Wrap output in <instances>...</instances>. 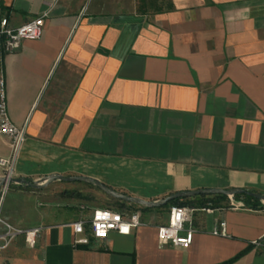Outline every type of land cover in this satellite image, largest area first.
Segmentation results:
<instances>
[{"label": "crops", "instance_id": "0c3cea01", "mask_svg": "<svg viewBox=\"0 0 264 264\" xmlns=\"http://www.w3.org/2000/svg\"><path fill=\"white\" fill-rule=\"evenodd\" d=\"M46 11L39 40L12 53L0 41L9 117L26 130L14 178L84 177L148 202L264 195V0H0L12 28ZM101 195L77 182L11 185L2 219L42 232L33 248L15 238L0 264H264V206L228 197L193 213L187 249L158 245L169 211L163 224L138 211L130 235L74 245L70 225ZM220 223L226 237L211 234Z\"/></svg>", "mask_w": 264, "mask_h": 264}, {"label": "built area", "instance_id": "2783aa9c", "mask_svg": "<svg viewBox=\"0 0 264 264\" xmlns=\"http://www.w3.org/2000/svg\"><path fill=\"white\" fill-rule=\"evenodd\" d=\"M49 11L43 12L34 19L16 27L9 26L8 21L3 18L0 20V41L5 53H12L17 51L24 41L39 40L43 34L44 21L48 17ZM0 136L4 138L9 148V155L0 158V178H5V182L0 186V256L2 252L9 246V244L17 237L24 238L25 244L29 248L36 245L42 228L34 227L29 230L18 229L11 224L4 221L1 217V204L5 194L7 193L11 184L9 179L14 178L15 164L17 156L26 139L25 126L15 125L9 117L4 83L0 80ZM230 207L243 208L244 203L230 198ZM264 206V205H263ZM81 209H84L82 207ZM101 212H109L112 215L105 219H97L96 211L93 209L89 219H80L70 226L75 234L74 245H87L90 239L103 240L108 237L110 233H115L120 236H128L133 229L142 226L139 212H118L110 209H99ZM197 209L188 206H175L170 208L167 223L157 229V240L160 247L171 246L174 248L187 249L193 239L194 231L192 229V215ZM200 211L209 213V207L200 208ZM138 214V216H137ZM118 215L119 220L114 219ZM133 216H137L136 221H133ZM128 223L135 225L131 227L130 233L122 235L120 232V225ZM112 224L114 227L108 228L107 225ZM97 225H102L101 230L106 231V235L101 237L97 235ZM211 234L213 236L226 237L225 225L220 223ZM255 245L256 243L253 242Z\"/></svg>", "mask_w": 264, "mask_h": 264}, {"label": "water", "instance_id": "95a60500", "mask_svg": "<svg viewBox=\"0 0 264 264\" xmlns=\"http://www.w3.org/2000/svg\"><path fill=\"white\" fill-rule=\"evenodd\" d=\"M5 178H0V186L5 182ZM58 181L63 183H84V184H90L100 190L103 194H105L107 197L119 201L124 204L129 205H135L140 208H146V209H158L166 206L172 201L179 200V199H191L197 196H226L230 198H234V196L237 195H244L248 196L254 200L259 201L262 205H264V195L254 194L250 193L244 190L239 189H231V190H195L190 192H179L172 194L166 198H163L161 200L155 201V202H148L144 200H140L138 198H133L126 196L124 194H121L119 192H116L112 190L111 188L104 186L103 184L84 177H65V176H59V175H51L48 176L42 180L39 181H33L28 180L25 178H12L8 180V183L11 185H18L27 189L31 190H41L51 183Z\"/></svg>", "mask_w": 264, "mask_h": 264}, {"label": "trees", "instance_id": "16d2710c", "mask_svg": "<svg viewBox=\"0 0 264 264\" xmlns=\"http://www.w3.org/2000/svg\"><path fill=\"white\" fill-rule=\"evenodd\" d=\"M196 199H198V201H196ZM196 199L175 200V201L170 202L166 206H164L162 208H158V209L140 208V207H137L135 205L124 204V203H121L119 201H117V203H118L119 207H121V208L125 207L124 210H126L128 212L141 211L143 213L150 212V211H160V210H165V209H167V211H169L170 208L175 207V206H188V207H192L195 209L210 207V208L214 209V208L218 207L219 202L226 199V196H221V195L212 196L211 198H209L210 200H208L207 202H203V200H202V199H205V197H200V198H196ZM234 199L237 201H242L244 203V206L248 207L250 209H257V210L263 209V205L259 201L254 200L248 196L237 195V196H234ZM118 212H123V211L118 210ZM233 261H234V259L227 261V262H224L223 264H231Z\"/></svg>", "mask_w": 264, "mask_h": 264}, {"label": "rangeland", "instance_id": "374dc122", "mask_svg": "<svg viewBox=\"0 0 264 264\" xmlns=\"http://www.w3.org/2000/svg\"><path fill=\"white\" fill-rule=\"evenodd\" d=\"M196 200H198V199H196ZM202 200H203V202H207V200H210V199L205 198ZM88 204L93 208L95 207V208H100V209H110L113 211H118V210L121 211L122 210L123 212H128V211L124 210L125 207H123V208L119 207L116 200H113V199L107 197L106 195H101L97 199L89 198ZM90 212H92V211H90ZM149 217H150V220L154 219L155 221L159 222L160 224H163L164 222H166L165 219L167 217V209L157 211L154 214L147 216L146 219H149Z\"/></svg>", "mask_w": 264, "mask_h": 264}, {"label": "clouds", "instance_id": "9594fccd", "mask_svg": "<svg viewBox=\"0 0 264 264\" xmlns=\"http://www.w3.org/2000/svg\"><path fill=\"white\" fill-rule=\"evenodd\" d=\"M111 215H112L111 213H109V212H101V210H99V209H97V211H96V218H97V219H105V218H107V217H109V216H111ZM137 216H138V214H137ZM137 216H133V221H134V222L136 221ZM114 219L119 220L120 217H119L118 215H116V216L114 217ZM114 226H115V225H112V224L107 225L108 228H111V227H114ZM133 226H135V225H134V224H133V225H129L128 223H123V224H121V225H120V232H121V234H122V235H127V234H129V233H130V229H131V227H133ZM96 227H97V235H98V236L103 237V236L106 235V231L101 230L102 228H104V226H102V225H97ZM101 233H103V235H102Z\"/></svg>", "mask_w": 264, "mask_h": 264}, {"label": "snow or ice", "instance_id": "6c2138e0", "mask_svg": "<svg viewBox=\"0 0 264 264\" xmlns=\"http://www.w3.org/2000/svg\"><path fill=\"white\" fill-rule=\"evenodd\" d=\"M103 235V233H101Z\"/></svg>", "mask_w": 264, "mask_h": 264}]
</instances>
